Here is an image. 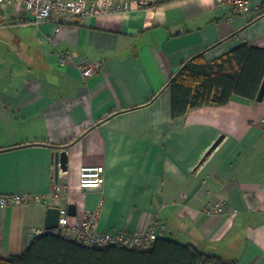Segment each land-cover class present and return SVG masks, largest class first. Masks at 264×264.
Here are the masks:
<instances>
[{
    "label": "crops",
    "instance_id": "0c3cea01",
    "mask_svg": "<svg viewBox=\"0 0 264 264\" xmlns=\"http://www.w3.org/2000/svg\"><path fill=\"white\" fill-rule=\"evenodd\" d=\"M251 3L241 15L223 0L132 1L124 13L54 16L39 27L23 7L0 8V198H40L0 202V257L24 253L30 236L46 232L48 209L72 204L73 224L99 212L100 233L155 227L201 253L264 264V100L234 96L173 118L166 87L206 50L213 62L243 44L264 48V0ZM91 65L98 71L85 78ZM73 140L56 181L64 149L55 146ZM97 166L103 187L81 189L80 170ZM55 181L67 188L59 201L49 196ZM210 200L226 213L204 214Z\"/></svg>",
    "mask_w": 264,
    "mask_h": 264
},
{
    "label": "trees",
    "instance_id": "16d2710c",
    "mask_svg": "<svg viewBox=\"0 0 264 264\" xmlns=\"http://www.w3.org/2000/svg\"><path fill=\"white\" fill-rule=\"evenodd\" d=\"M179 0H152L162 6ZM3 13L0 10V16ZM199 53L181 65L166 85L172 93V116L181 118L191 110L206 106H223L234 96L257 100L264 81V48L243 44L219 59L209 62ZM156 94L146 105L153 103ZM75 140L61 146L68 149ZM46 144V142H37ZM21 147V146H18ZM0 264H239L216 255L201 253L190 244L159 238L148 250L120 245L87 247L63 231H46L22 254L0 257Z\"/></svg>",
    "mask_w": 264,
    "mask_h": 264
},
{
    "label": "built area",
    "instance_id": "2783aa9c",
    "mask_svg": "<svg viewBox=\"0 0 264 264\" xmlns=\"http://www.w3.org/2000/svg\"><path fill=\"white\" fill-rule=\"evenodd\" d=\"M135 1L140 7L149 8L152 0H0V8L7 9L15 7L18 11L23 7L24 12L32 18L36 26H41L54 16L61 20L98 18L117 12H127L130 9V3ZM231 5L234 13L247 15L253 10L251 0H223ZM74 54H65L63 60H72ZM98 65H91L83 71L85 78L92 76L98 71ZM106 170L104 166L93 168H82L80 170L79 187L81 189H101L106 182ZM67 188L63 190L58 182H54L49 196L60 200L62 194L66 193ZM40 201L39 197H34L32 201L23 196H10L0 198L2 206L9 204H20L29 206L31 203ZM59 229L68 234L73 240L87 247H105L110 245H120L130 249L148 250L153 243L158 240V234L155 227H150L142 234H115L112 232L100 233L97 231L99 212L97 210L86 212L80 223L73 224L68 214L67 208H61ZM204 214L223 215L226 213V204L223 201L210 200L206 202ZM43 232L37 231L36 235H42Z\"/></svg>",
    "mask_w": 264,
    "mask_h": 264
},
{
    "label": "water",
    "instance_id": "95a60500",
    "mask_svg": "<svg viewBox=\"0 0 264 264\" xmlns=\"http://www.w3.org/2000/svg\"><path fill=\"white\" fill-rule=\"evenodd\" d=\"M264 100V81L261 85L260 91L257 96V101L261 102ZM222 141V138H220L209 150V152L206 155V158L212 154V152L217 148L219 143ZM204 161V160H203ZM55 169H56V174L55 178L56 181H58L59 178V173L66 172L68 171V156L67 152L64 151H58L55 153ZM68 214L70 216H75L76 215V207L75 205H69L68 208ZM60 213L61 210L58 207H50L47 211V218H46V231H56L59 229V222H60ZM37 238L36 235H32L29 238V241L32 242Z\"/></svg>",
    "mask_w": 264,
    "mask_h": 264
}]
</instances>
